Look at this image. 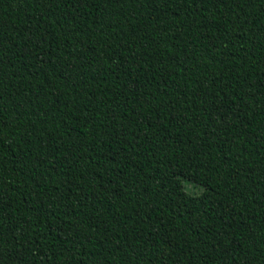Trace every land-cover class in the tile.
Masks as SVG:
<instances>
[{
	"label": "trees",
	"instance_id": "16d2710c",
	"mask_svg": "<svg viewBox=\"0 0 264 264\" xmlns=\"http://www.w3.org/2000/svg\"><path fill=\"white\" fill-rule=\"evenodd\" d=\"M0 264H264V0H0Z\"/></svg>",
	"mask_w": 264,
	"mask_h": 264
},
{
	"label": "rangeland",
	"instance_id": "374dc122",
	"mask_svg": "<svg viewBox=\"0 0 264 264\" xmlns=\"http://www.w3.org/2000/svg\"><path fill=\"white\" fill-rule=\"evenodd\" d=\"M187 189L190 190V192L194 194H199L201 192V190H199L198 188L191 187V186H187Z\"/></svg>",
	"mask_w": 264,
	"mask_h": 264
}]
</instances>
